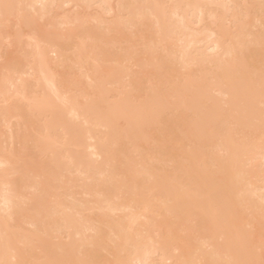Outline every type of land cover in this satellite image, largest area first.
I'll return each instance as SVG.
<instances>
[{
    "label": "bare ground",
    "instance_id": "obj_1",
    "mask_svg": "<svg viewBox=\"0 0 264 264\" xmlns=\"http://www.w3.org/2000/svg\"><path fill=\"white\" fill-rule=\"evenodd\" d=\"M0 264H264V0H0Z\"/></svg>",
    "mask_w": 264,
    "mask_h": 264
}]
</instances>
